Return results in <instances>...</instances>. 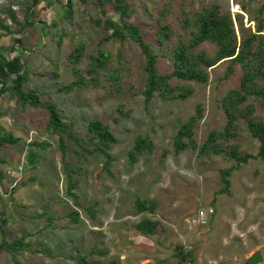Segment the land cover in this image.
I'll list each match as a JSON object with an SVG mask.
<instances>
[{"label":"rangeland","instance_id":"374dc122","mask_svg":"<svg viewBox=\"0 0 264 264\" xmlns=\"http://www.w3.org/2000/svg\"><path fill=\"white\" fill-rule=\"evenodd\" d=\"M93 0H73L70 19L61 18V5L65 0H38L29 12L28 24L18 33L5 34L0 30V55L9 59L22 49L21 60L28 69V80L24 89L36 88L48 91L50 97L67 119H73L75 128L84 131L86 123L98 118L108 124L116 142L110 152L114 157L111 175L102 171L99 155L76 160L69 153L68 160L78 170L77 192L80 201L95 204V218L81 212L77 224L58 222L56 229H41L42 221L36 224L28 214L33 205L44 200L56 201V208H67L71 201L65 193V180L53 138L43 132L46 114L39 108L22 110L8 93L0 95V125L5 131L19 138L17 145H6L0 150V171L4 175V189L0 186V211L7 218L10 239L29 229L28 237L34 247H44L53 256L24 251L19 260L26 264H78L76 257L106 262L112 258L119 264H177L174 247L181 244L192 251L189 264H243L254 250H260L264 264V158L250 159L232 171L229 194H219L221 187L218 169L231 164L220 156L210 159L198 158L190 152L168 153L172 147V136L178 123L194 112L195 105L204 108L202 120L196 127V135L202 140L207 131L219 128L224 115L217 105V99L230 87L237 85L239 68L229 78H223L226 62L209 69V79L204 85H195L194 93L184 100H165L157 95L145 107L142 96L144 74L143 56L137 45L127 40L122 45L120 67L125 70L122 90L114 91L103 77L96 86L76 87L69 93L57 92V88L74 79L68 54L78 43H84V54L79 66L84 68L87 56L102 49L115 54L119 43L109 40L98 44L106 34L97 19L117 14L110 8L106 15L92 5ZM168 0H129L132 8L130 21L141 26L143 36L149 41L153 32V15ZM194 6L208 0H191ZM224 9L240 11V3L256 10L262 0H216ZM180 0H172V11L167 21L177 25ZM189 2V0H186ZM32 0H0V20L13 24L3 11L11 9L19 22L25 20V11ZM244 25L253 27L244 15ZM46 25L45 33L41 28ZM64 33L60 40L59 35ZM15 39H20L16 44ZM60 41V42H59ZM13 48V49H12ZM115 64V62H114ZM159 72H168L170 64L165 57L158 58ZM129 67L128 72L126 68ZM264 117V107L258 108ZM148 135L155 146V152L140 156L129 163L127 152L134 138ZM46 140L50 146L39 150V160L34 168L26 164L27 144L31 140ZM241 149L255 154L258 143L250 136L244 125L237 137ZM29 176L34 181L25 186L18 183ZM14 188V190H13ZM136 196L157 201L153 214H135L133 204ZM213 209L206 214L205 225H198V210ZM159 222L156 231L145 237L135 228L141 219ZM1 240V235H0ZM92 250H104L100 256ZM0 264H13L10 255L0 251Z\"/></svg>","mask_w":264,"mask_h":264},{"label":"trees","instance_id":"16d2710c","mask_svg":"<svg viewBox=\"0 0 264 264\" xmlns=\"http://www.w3.org/2000/svg\"><path fill=\"white\" fill-rule=\"evenodd\" d=\"M86 2V0H80ZM38 0H32L26 8L25 20L19 22L11 9H5L10 21L18 26L13 29L10 24L0 20V30L5 34L18 33L28 24L29 12ZM52 2V0H48ZM94 5L102 15H106L110 8L117 14V19L105 17L97 19L96 24H102L106 34L98 39V44L114 40L119 43L114 55L99 49L87 56L84 68L79 66L84 54V43H78L68 54L67 59L72 65L74 79L66 85L59 86L57 92L69 93L76 87L86 88L96 86L99 77L109 83L114 91L122 90V81L125 70L120 67L122 45L125 41L134 42L143 56L142 71L144 81L138 92L147 107L154 97L165 100H184L195 91V85H204L209 79V69L219 63L226 62L223 78H229L239 68L240 74L235 87H230L217 99V105L224 115L221 127H213L207 131L204 138L199 140L196 127L202 120L204 108L197 103L194 112L182 119L172 136V147L164 149L162 156L168 153L180 154L190 152L198 158L210 159L215 156L230 161L227 167L218 169L221 187L216 191L229 194V177L233 170L250 159L264 158V117L258 113L259 107H264V0L256 9H250L245 3H240V11L224 9L220 2L208 0L198 6L192 1L180 0L176 23L174 26L166 17L171 13L172 0L155 10L153 15L152 38L148 41L141 32V26L130 21L132 8L129 0H93ZM73 0H65L61 5V18L70 19L72 16ZM244 15L247 22L253 27L244 25ZM45 33L46 25L41 23ZM64 33L59 35L61 40ZM20 44V39H15ZM60 42V41H59ZM13 49V48H12ZM16 55L7 59L0 55V95L8 93L16 104L22 109L39 108L46 114L43 132L52 137L59 154V162L65 180V193L70 198L67 208H56V201L44 200L33 205L34 210L28 214L36 224L41 220V229H56L58 222L65 220L68 224H77L81 220V212L89 218H95V204H85L80 201L77 192L78 181L75 178L78 170L68 160L71 153L76 160L99 155L102 159V171L111 175L110 167L114 160L110 152L111 146L116 142L108 124L98 118L90 119L84 131L75 128V121L64 117L56 102L52 100L48 91H39L36 88L24 89L28 80V69L21 60L22 49H13ZM167 58L170 64L168 72H159L158 58ZM115 62V64H114ZM129 67L126 68L128 72ZM1 115V114H0ZM244 125L250 136L257 143V152L249 153L241 149L237 137ZM19 138L13 133L5 131L0 125V150L6 145H17ZM50 146L46 140H31L27 144L25 160L29 168H34L39 160V150ZM155 152L152 139L146 134L137 135L127 152L129 163H134L140 156ZM4 175L0 171V186L4 189ZM33 176L21 180L18 184L25 186L34 181ZM14 190V188H13ZM157 201L151 198L136 196L133 212L154 213ZM7 218L0 211V251L10 255L13 264H26L19 260L24 251L40 253L51 257L53 254L44 247H34L28 238L29 229L22 230L17 238L10 239L6 227ZM159 222L153 219L139 220L135 228L143 236L152 235ZM91 253L104 255V250H92ZM177 264H189L193 255L183 245L174 247ZM78 264H119L117 259L106 262L100 260H87L85 257H76Z\"/></svg>","mask_w":264,"mask_h":264},{"label":"water","instance_id":"95a60500","mask_svg":"<svg viewBox=\"0 0 264 264\" xmlns=\"http://www.w3.org/2000/svg\"><path fill=\"white\" fill-rule=\"evenodd\" d=\"M263 257L262 254L260 252V250L256 249L254 251H252L245 259L243 264H258L260 262H262ZM140 264H153L150 261H146Z\"/></svg>","mask_w":264,"mask_h":264},{"label":"built area","instance_id":"2783aa9c","mask_svg":"<svg viewBox=\"0 0 264 264\" xmlns=\"http://www.w3.org/2000/svg\"><path fill=\"white\" fill-rule=\"evenodd\" d=\"M212 213H213L212 208H208L206 212L200 209L197 211L196 219H194L193 221H196L198 225H205L207 223L206 214H212Z\"/></svg>","mask_w":264,"mask_h":264}]
</instances>
